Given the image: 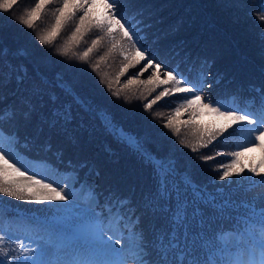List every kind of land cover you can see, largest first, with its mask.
Segmentation results:
<instances>
[{
    "label": "trees",
    "instance_id": "1",
    "mask_svg": "<svg viewBox=\"0 0 264 264\" xmlns=\"http://www.w3.org/2000/svg\"><path fill=\"white\" fill-rule=\"evenodd\" d=\"M64 214L131 264L264 245V0H0V264Z\"/></svg>",
    "mask_w": 264,
    "mask_h": 264
},
{
    "label": "rangeland",
    "instance_id": "2",
    "mask_svg": "<svg viewBox=\"0 0 264 264\" xmlns=\"http://www.w3.org/2000/svg\"><path fill=\"white\" fill-rule=\"evenodd\" d=\"M99 9V7L97 10L87 8L86 11L95 12ZM71 14L70 16L75 18V13ZM82 19L89 21V17ZM262 130V128L258 129L255 138H260ZM120 133L125 139H132L125 131ZM67 215L69 214L57 215L53 223L49 224L53 230L32 229L28 233V236L40 245L36 253L43 261L36 264H123L118 256L122 255L123 249L131 251L135 246L137 241L135 236L120 233L114 228L104 231L94 227L82 237L81 227L64 221L63 217ZM30 254L35 256L34 253ZM111 257L114 259H110ZM134 264H138L136 260ZM236 264H264V248L252 257L249 256L248 251H244L242 262Z\"/></svg>",
    "mask_w": 264,
    "mask_h": 264
},
{
    "label": "bare ground",
    "instance_id": "3",
    "mask_svg": "<svg viewBox=\"0 0 264 264\" xmlns=\"http://www.w3.org/2000/svg\"><path fill=\"white\" fill-rule=\"evenodd\" d=\"M66 16H68V18H71V19L73 18L70 15H66ZM30 246L33 247L35 250H38L40 248V245L37 242L30 243Z\"/></svg>",
    "mask_w": 264,
    "mask_h": 264
}]
</instances>
